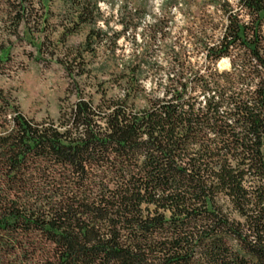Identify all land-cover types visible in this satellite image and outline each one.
<instances>
[{
    "label": "trees",
    "instance_id": "1",
    "mask_svg": "<svg viewBox=\"0 0 264 264\" xmlns=\"http://www.w3.org/2000/svg\"><path fill=\"white\" fill-rule=\"evenodd\" d=\"M5 1L16 26L26 0ZM60 1L62 40L87 28L71 61L131 47L118 94L99 81L56 121L0 94V264H264V0L214 1L175 39L194 0L149 20L146 0Z\"/></svg>",
    "mask_w": 264,
    "mask_h": 264
},
{
    "label": "rangeland",
    "instance_id": "2",
    "mask_svg": "<svg viewBox=\"0 0 264 264\" xmlns=\"http://www.w3.org/2000/svg\"><path fill=\"white\" fill-rule=\"evenodd\" d=\"M194 1L185 15L172 9L174 19L167 24L171 38L179 37V31L184 30L192 16H201L206 11L217 18L210 5L217 0ZM228 1L234 3V0ZM160 3L161 0H146V20H149L148 14L160 16ZM43 5L49 13L42 11L38 0H26L25 16L15 26L12 19L14 5L0 0V94L36 122L56 121L60 108L66 110L78 96H90L96 102L99 98L96 84L99 81L108 80L104 85L108 95L118 94L111 85L112 74L119 68L121 60H125L123 55H127L131 47V39H120L115 57L105 53L104 47H98L93 54L83 53V60L71 61L74 49L84 42L87 28L83 27L62 40L60 23L66 24V6L60 0H43ZM99 6L109 19L110 28L118 30L115 10L103 3ZM71 63L75 73L81 70L85 73L71 79L65 70V66ZM217 66L228 69L229 62L222 59ZM2 119L0 109V122Z\"/></svg>",
    "mask_w": 264,
    "mask_h": 264
}]
</instances>
